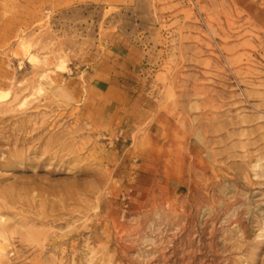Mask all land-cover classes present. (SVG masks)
Listing matches in <instances>:
<instances>
[{"label":"rangeland","instance_id":"374dc122","mask_svg":"<svg viewBox=\"0 0 264 264\" xmlns=\"http://www.w3.org/2000/svg\"><path fill=\"white\" fill-rule=\"evenodd\" d=\"M0 234V264H264V0H0Z\"/></svg>","mask_w":264,"mask_h":264},{"label":"bare ground","instance_id":"6f19581e","mask_svg":"<svg viewBox=\"0 0 264 264\" xmlns=\"http://www.w3.org/2000/svg\"><path fill=\"white\" fill-rule=\"evenodd\" d=\"M57 67H58V69H64V63L61 62ZM5 242L6 241H5L4 237L0 234V256L3 255V252H4L3 244Z\"/></svg>","mask_w":264,"mask_h":264}]
</instances>
